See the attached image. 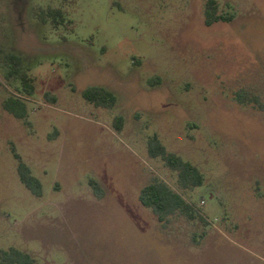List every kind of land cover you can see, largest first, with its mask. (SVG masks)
I'll use <instances>...</instances> for the list:
<instances>
[{"label": "rangeland", "instance_id": "rangeland-1", "mask_svg": "<svg viewBox=\"0 0 264 264\" xmlns=\"http://www.w3.org/2000/svg\"><path fill=\"white\" fill-rule=\"evenodd\" d=\"M206 1L0 0V248L32 264H264V0H217L229 20L212 25ZM47 8L63 12L57 24L38 18ZM89 86L114 106L88 102ZM154 134L202 186L182 188L150 157ZM153 176L199 216L161 224L138 198Z\"/></svg>", "mask_w": 264, "mask_h": 264}, {"label": "trees", "instance_id": "trees-1", "mask_svg": "<svg viewBox=\"0 0 264 264\" xmlns=\"http://www.w3.org/2000/svg\"><path fill=\"white\" fill-rule=\"evenodd\" d=\"M62 13L60 9L47 8L39 11L37 16L43 21L50 19L54 24H57L58 18L63 16ZM226 20H229V16L227 17L219 12L217 0H207L204 13L205 24L212 25L215 22ZM8 59L13 65L10 73L19 75L23 90L30 93L33 89L32 81L28 79L26 74L20 73L17 67L20 58L17 55L10 54ZM82 95L88 102L96 106L110 108L116 102L115 95L102 86H89L83 90ZM242 98L244 100L243 94H240L239 100H242ZM4 107L17 118H25V104L18 98L9 97L5 100ZM116 124V127L120 129L122 125L121 117L117 118ZM147 148L150 157H160L171 170L176 172L177 182L182 188H195L204 184L205 175L201 170L175 152L167 150L156 134L148 138ZM13 153L18 160L17 172L21 182L34 194L40 196L42 191L41 180L32 174L29 166L15 150H13ZM89 183L95 194L102 196L103 188L100 183L94 178H91ZM138 198L142 205L153 211L158 221L163 225L169 221L170 216L177 213L183 214L191 220L199 216L191 203L158 176H153L148 183L141 187ZM33 262L34 259L29 253L16 247L0 248V264H32Z\"/></svg>", "mask_w": 264, "mask_h": 264}]
</instances>
